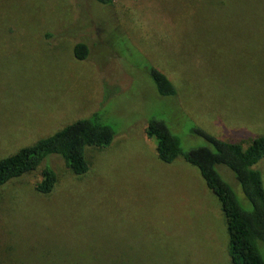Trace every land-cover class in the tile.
<instances>
[{
  "label": "rangeland",
  "instance_id": "obj_1",
  "mask_svg": "<svg viewBox=\"0 0 264 264\" xmlns=\"http://www.w3.org/2000/svg\"><path fill=\"white\" fill-rule=\"evenodd\" d=\"M261 5L0 0V158L95 112L116 131L88 148L84 175L52 156L51 195L35 190L40 170L1 188L0 264H233L220 200L183 157L161 161L145 132L163 120L187 151L208 144L195 127L244 146L264 135V35L249 31ZM150 65L175 97L159 95Z\"/></svg>",
  "mask_w": 264,
  "mask_h": 264
},
{
  "label": "trees",
  "instance_id": "obj_2",
  "mask_svg": "<svg viewBox=\"0 0 264 264\" xmlns=\"http://www.w3.org/2000/svg\"><path fill=\"white\" fill-rule=\"evenodd\" d=\"M96 1L106 6L114 4V0ZM249 21L250 33L264 35V6L261 5L259 16H253ZM46 35L50 37L51 33ZM88 53L84 42L74 45L77 59H86ZM149 69L159 95L175 97L178 94L174 82L165 72L151 65ZM194 130L204 136L208 144L189 151L163 120L150 119L145 133L155 140L161 161L173 163L183 157L199 169L207 186L218 197L227 221L232 263L264 264V172L258 167L264 160V135L244 146L220 139L199 127ZM115 136V129L102 121L100 112L68 124L54 134L0 158V190L11 180L40 170L41 178L35 184V190L41 195H51L59 181L50 162L52 156H60L74 174L84 175L90 169L88 148L109 146ZM222 166L233 173L239 189L221 172ZM240 189L242 193H239ZM59 253L64 255L62 251Z\"/></svg>",
  "mask_w": 264,
  "mask_h": 264
}]
</instances>
